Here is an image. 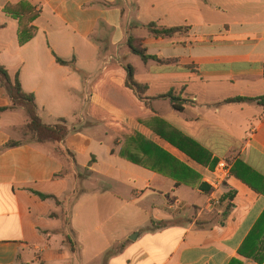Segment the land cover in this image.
Here are the masks:
<instances>
[{
	"label": "crops",
	"instance_id": "obj_1",
	"mask_svg": "<svg viewBox=\"0 0 264 264\" xmlns=\"http://www.w3.org/2000/svg\"><path fill=\"white\" fill-rule=\"evenodd\" d=\"M21 2L39 13L23 46L4 12ZM150 24L183 32L155 38ZM0 26V65L35 96L45 125L86 114L117 135L102 142L80 131L39 145L14 137L24 110L0 114V264H99L106 254L104 264H255L238 251L264 212L252 188H264V105L228 101L264 97V0H0ZM135 48L168 62H145ZM129 68L145 92L126 86ZM169 93L181 112L160 98ZM10 106L0 83V108ZM187 139L204 163L178 148ZM10 141L22 143L4 149ZM222 162L230 173L213 193ZM79 165L91 187L77 188ZM156 196L151 227H131L150 217L138 206ZM118 214L131 224L124 230Z\"/></svg>",
	"mask_w": 264,
	"mask_h": 264
},
{
	"label": "trees",
	"instance_id": "obj_2",
	"mask_svg": "<svg viewBox=\"0 0 264 264\" xmlns=\"http://www.w3.org/2000/svg\"><path fill=\"white\" fill-rule=\"evenodd\" d=\"M4 12L10 15L12 18L18 20L19 22V29H18V39L19 44L21 46L30 42L37 34V28L32 25L33 22L39 17V13L36 9L27 2H21L17 5L8 4ZM2 26H0V29ZM145 28L150 32V34L155 38H170L175 34L182 33V28H163L159 27L157 24H150L145 26ZM134 53L137 54L143 61L147 62L148 60H154L160 63H167L168 61H161L157 60L156 58L149 57L146 54V50L142 49H133ZM59 64L64 66L72 65L73 62H66L62 59L57 58ZM0 83L4 90L6 91L11 106L7 108H0V114L5 111H14L18 109H22L25 111L28 117V123L26 126L22 128H17L16 132L22 133L25 137H29L30 140H27L32 143H36L39 145H46V144H60L62 143L65 138L69 134L68 127L66 126V122L64 120H59L58 124L55 126H48L42 122V119L38 113V107L36 105V99L33 94L26 93L21 85L19 77L12 78L5 67L0 65ZM126 86L133 90L136 93H140L144 90L146 91V87H142L134 80V73L132 68L128 69V77L126 81ZM161 99H169L170 102L173 104V107L176 111L181 112L183 107L178 104L180 101L179 98L175 97L173 93H169L167 95L161 96ZM257 102L260 105H264V97L258 99H247V98H236L229 100L230 103H239V102ZM139 150L143 153L145 152L146 155H149L148 145L145 139H143L139 135H135L130 139ZM22 142H15L10 141L4 149L8 148H15L19 146ZM178 148L190 156L193 160L200 162L201 164L204 163L201 158L195 156L196 151H202L203 149L191 140H186L185 145L179 144ZM1 151V150H0ZM53 151L56 155L60 157L67 155L68 153L63 152L61 149L57 147L53 148ZM122 156L127 157L130 161L134 163H138L137 159L134 156L128 157L125 153H121ZM232 174L237 176L235 170H232ZM239 176V175H238ZM240 177V176H239ZM240 179H242L240 177ZM244 180V179H242ZM245 181V180H244ZM250 184V183H249ZM250 186H252L250 184ZM256 191L260 194L264 195V188L258 189L252 186ZM37 196H39L42 200L53 199L58 204L60 202L54 196L44 195L41 193L34 192ZM238 254L251 261L255 264H264V212L257 221L256 225L253 227L251 232L249 233L248 237L240 247ZM230 264H243L241 261L234 260Z\"/></svg>",
	"mask_w": 264,
	"mask_h": 264
},
{
	"label": "rangeland",
	"instance_id": "obj_3",
	"mask_svg": "<svg viewBox=\"0 0 264 264\" xmlns=\"http://www.w3.org/2000/svg\"><path fill=\"white\" fill-rule=\"evenodd\" d=\"M21 113H22L21 115H22L23 119H26L25 112L22 111ZM45 122L49 123L50 121L47 118H45ZM92 123L94 124V126H92ZM21 126L24 127L23 125H21ZM67 127L69 130V135L71 134L74 136L77 134V132L82 131L86 137H88L89 139H92L94 141H96L98 139V140H101L103 142V140L107 141L109 139V137L112 139L114 137L116 138V136H117L116 134H114L113 132H111L109 130V127L106 124L97 125V124H95L93 119H91L86 114H83L82 116L78 115V116L70 119ZM14 137L18 140H25V141L30 140L29 137H25V139H24V135L22 133H19V132L15 133ZM71 152L76 156V158L79 159V162L81 164L84 163L85 161H89L88 157L85 158L84 156H80L78 151L72 150ZM77 169H78L79 174L82 176V178L87 177V175H86L87 171L82 166L79 165L77 167ZM94 176L98 177L97 175H94ZM77 179H78V183H76V186H77V188H79V190L81 188L84 189L87 187H91V185L93 184V182H90V180H88V178L81 180L78 177ZM153 199L144 200V202H142L138 206L139 208H144V212H147L150 215V217H147V215H145V214H141L142 216L140 215L137 222L136 223L134 222L131 225L129 223V220H126L124 216H121L118 214L115 216L113 222H117L123 228V230L125 229V225L128 226V223H129V226L131 225V227L135 226L136 224H140V225L144 226V228L147 226L151 227V225H152L151 222L154 221L153 220L154 216L161 212L160 210L162 207V198L160 196H156ZM155 200L157 201L156 203L154 202ZM165 201H166V199H165ZM191 215H192V213L189 212V213H186V216L185 215H182V216H184V218H187V216H191ZM103 217L104 216L102 215L101 219H103ZM144 233H149V231L144 230ZM146 243L147 242H145L144 245ZM149 246L150 245H146L145 247H149ZM107 258H110V255L106 254L105 256H103V258L100 259L99 264H104L105 260H107ZM126 258L127 257L121 258L118 261V263L116 262V264H122Z\"/></svg>",
	"mask_w": 264,
	"mask_h": 264
},
{
	"label": "built area",
	"instance_id": "obj_4",
	"mask_svg": "<svg viewBox=\"0 0 264 264\" xmlns=\"http://www.w3.org/2000/svg\"><path fill=\"white\" fill-rule=\"evenodd\" d=\"M229 170H228V165L225 162L219 163V165L216 167L214 171V175L216 177V181L214 184H212L213 187V193H215L220 186L224 185V182H226V179L229 176ZM219 199L214 197L212 199V202L219 203Z\"/></svg>",
	"mask_w": 264,
	"mask_h": 264
},
{
	"label": "water",
	"instance_id": "obj_5",
	"mask_svg": "<svg viewBox=\"0 0 264 264\" xmlns=\"http://www.w3.org/2000/svg\"><path fill=\"white\" fill-rule=\"evenodd\" d=\"M134 239V238H133Z\"/></svg>",
	"mask_w": 264,
	"mask_h": 264
}]
</instances>
